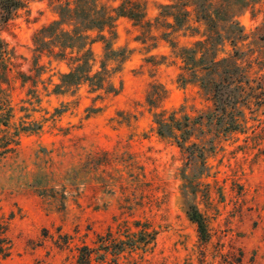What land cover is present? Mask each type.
<instances>
[{
	"label": "rangeland",
	"instance_id": "1",
	"mask_svg": "<svg viewBox=\"0 0 264 264\" xmlns=\"http://www.w3.org/2000/svg\"><path fill=\"white\" fill-rule=\"evenodd\" d=\"M77 1L21 0L0 13V264H80L85 248L91 264H264V102H243L241 128L227 132L229 117L185 70L184 52L209 38L224 0H93L114 18L102 35L121 55L107 59L106 42H94L105 89L58 92L71 51L40 53L35 37ZM233 3L220 17L234 15L246 38L224 41L217 59L237 50L264 91V0ZM159 115L190 117L183 148L180 133H158Z\"/></svg>",
	"mask_w": 264,
	"mask_h": 264
},
{
	"label": "trees",
	"instance_id": "2",
	"mask_svg": "<svg viewBox=\"0 0 264 264\" xmlns=\"http://www.w3.org/2000/svg\"><path fill=\"white\" fill-rule=\"evenodd\" d=\"M233 4V0H224L223 4L215 9L212 19L209 20V38L205 42L196 44L194 49L184 52L187 62L186 73L189 74L191 80L200 81L204 89L212 92L216 112L224 118L229 117L224 127L227 132L238 131L241 128L242 121L239 116L242 114L240 105L243 102L246 104L255 102L258 106L263 105L264 102V91L259 92L258 88L250 85L247 71L237 64V50L233 57L217 59L218 47L224 41L230 42L232 47L236 48L237 44L246 38L234 15H230L228 19L220 17L222 14H229L232 6L236 5ZM21 6V0H0V13L7 19ZM59 14L58 21L43 28L35 37V44L40 53L49 45L59 49L55 55L57 58L65 59V52L71 51L69 60L73 68L62 75L57 91L63 92L86 83L96 90L105 89L106 65L103 63L101 72L93 73L94 54L91 45L96 41L106 42L102 33L107 28H113L114 18L99 10L93 0H78L74 7L67 4L60 8ZM221 26L223 29H220ZM96 30L99 31V35L97 39H93L90 33ZM3 49L4 45L0 40V56ZM106 52L107 59L121 55L112 49L110 42H106ZM197 54H201L199 59L196 58ZM181 78L183 82L188 81L185 75H182ZM257 87L259 90H264L260 83ZM107 92H115V90L111 86ZM209 116L211 118L212 114ZM156 123L158 133L163 137L179 139L177 133H180L182 141H178V144L182 148L194 131V123L188 116L184 117L183 121L171 116L167 121L163 119L162 115H159ZM14 142L16 143L13 139H6L3 153L8 152L10 149L7 147ZM187 215L189 220L197 226L200 239L206 242L209 238V231L202 213L196 206L190 205ZM84 250L88 252L83 255L80 264H91V251L87 248Z\"/></svg>",
	"mask_w": 264,
	"mask_h": 264
}]
</instances>
